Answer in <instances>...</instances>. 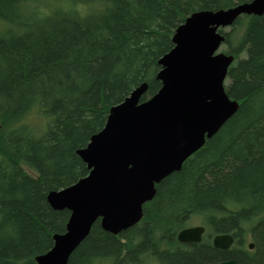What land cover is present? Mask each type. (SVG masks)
<instances>
[{"label":"trees","instance_id":"obj_1","mask_svg":"<svg viewBox=\"0 0 264 264\" xmlns=\"http://www.w3.org/2000/svg\"><path fill=\"white\" fill-rule=\"evenodd\" d=\"M244 1L0 0V264H37L64 231L69 211L53 209L47 193L88 172L76 150L110 106L142 82L141 99L159 89L157 61L184 18ZM219 32L234 56L225 91L237 110L155 184L137 223L112 234L96 220L67 264H264V13ZM195 216L205 233L180 243ZM216 233L233 245L214 248Z\"/></svg>","mask_w":264,"mask_h":264},{"label":"water","instance_id":"obj_2","mask_svg":"<svg viewBox=\"0 0 264 264\" xmlns=\"http://www.w3.org/2000/svg\"><path fill=\"white\" fill-rule=\"evenodd\" d=\"M264 13V0H248L227 8L191 12L175 28L173 46L158 59L159 89L141 99L142 82L110 106L103 127L76 150L88 172L73 183L46 195L56 210L69 216L63 232L52 234V246L37 254V264H67L71 252L99 220L112 234L137 223L142 205L155 193V184L179 170L183 161L213 136L238 108L225 91L234 56L219 50L228 28L242 15ZM201 224L180 229L179 242H198ZM212 245L225 250L234 237L216 233ZM253 242L248 247H253ZM207 264H238L228 259Z\"/></svg>","mask_w":264,"mask_h":264},{"label":"flooded vegetation","instance_id":"obj_3","mask_svg":"<svg viewBox=\"0 0 264 264\" xmlns=\"http://www.w3.org/2000/svg\"><path fill=\"white\" fill-rule=\"evenodd\" d=\"M149 201V200H148ZM197 225V224H196ZM201 225H203V224H201ZM193 226V225H192ZM204 226V225H203ZM186 227H189V226H186ZM204 233H205V231H204ZM203 233V234H204ZM203 236V235H202ZM211 240H212V237H211ZM199 242V241H198ZM198 242H180V243H183V244H195V243H198ZM234 242V241H233ZM249 242H251V241H249ZM249 242H247V244H246V246H244L243 248H244V250H246V251H250V252H254V250H255V246H254V244H253V247L252 248H249L248 247V243ZM211 243H212V241H211ZM233 245V243L230 245V247ZM213 246V245H212ZM214 247V246H213ZM229 247V248H230ZM215 248V247H214ZM229 248H227V249H229ZM216 249H218V248H216ZM219 250H221V249H219ZM226 250V249H225ZM229 259H232V258H229ZM224 260H228V259H224ZM224 260H216V261H212V262H207V263H215V262H220V261H224ZM207 263H204V264H207ZM239 264V263H238Z\"/></svg>","mask_w":264,"mask_h":264},{"label":"rangeland","instance_id":"obj_4","mask_svg":"<svg viewBox=\"0 0 264 264\" xmlns=\"http://www.w3.org/2000/svg\"><path fill=\"white\" fill-rule=\"evenodd\" d=\"M226 29H228V28H226ZM219 50L224 51V46L221 45L220 48H219ZM227 82H228V80H225V84H227ZM31 173H32V172H31ZM201 223H202V222L200 221L199 217L195 216V217H193V218L188 222L187 226H192V225L201 224ZM97 264H103V263H100V262H99V263H97Z\"/></svg>","mask_w":264,"mask_h":264},{"label":"snow or ice","instance_id":"obj_5","mask_svg":"<svg viewBox=\"0 0 264 264\" xmlns=\"http://www.w3.org/2000/svg\"><path fill=\"white\" fill-rule=\"evenodd\" d=\"M65 3H71V0H63Z\"/></svg>","mask_w":264,"mask_h":264}]
</instances>
